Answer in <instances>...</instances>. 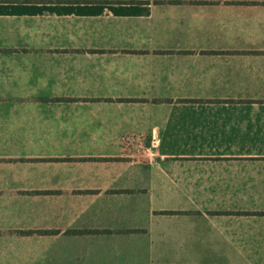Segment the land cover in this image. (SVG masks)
<instances>
[{"label":"crops","instance_id":"0c3cea01","mask_svg":"<svg viewBox=\"0 0 264 264\" xmlns=\"http://www.w3.org/2000/svg\"><path fill=\"white\" fill-rule=\"evenodd\" d=\"M0 264H264V0H0Z\"/></svg>","mask_w":264,"mask_h":264}]
</instances>
